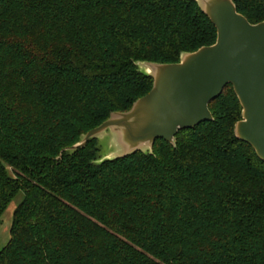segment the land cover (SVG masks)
I'll return each mask as SVG.
<instances>
[{"label": "trees", "instance_id": "trees-1", "mask_svg": "<svg viewBox=\"0 0 264 264\" xmlns=\"http://www.w3.org/2000/svg\"><path fill=\"white\" fill-rule=\"evenodd\" d=\"M234 1L264 21V0ZM217 36L196 0H0V221L24 194L0 264H264V161L231 84L176 145L67 150L150 92L137 61Z\"/></svg>", "mask_w": 264, "mask_h": 264}, {"label": "water", "instance_id": "water-1", "mask_svg": "<svg viewBox=\"0 0 264 264\" xmlns=\"http://www.w3.org/2000/svg\"><path fill=\"white\" fill-rule=\"evenodd\" d=\"M196 1L217 28L216 42L183 52L175 63L137 61L154 79L150 92L130 110L112 112L67 150L113 136L116 147L100 157L102 162L136 151L152 153L160 138L176 145L180 130L213 119L210 102L231 84L243 108L235 133L264 161V21L251 23L234 0Z\"/></svg>", "mask_w": 264, "mask_h": 264}, {"label": "rangeland", "instance_id": "rangeland-1", "mask_svg": "<svg viewBox=\"0 0 264 264\" xmlns=\"http://www.w3.org/2000/svg\"><path fill=\"white\" fill-rule=\"evenodd\" d=\"M103 137L100 144V139H97L98 145L100 147V157L105 156L110 150H113L116 147V143L113 139V136ZM11 172V168H10ZM23 192H20L17 197L11 202L8 208L4 211L1 221H0V250L8 243L10 240V230L13 222L14 210L18 204L23 199Z\"/></svg>", "mask_w": 264, "mask_h": 264}]
</instances>
